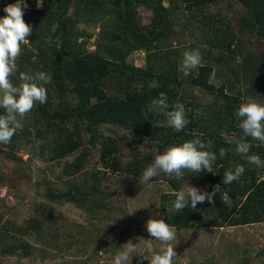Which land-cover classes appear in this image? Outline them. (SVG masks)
<instances>
[{"label": "trees", "instance_id": "16d2710c", "mask_svg": "<svg viewBox=\"0 0 264 264\" xmlns=\"http://www.w3.org/2000/svg\"><path fill=\"white\" fill-rule=\"evenodd\" d=\"M1 1L6 3L5 6L11 1L16 3V0ZM166 1L169 6L165 5ZM214 1L216 0H182V3L190 10H200V6ZM236 1L245 9L240 18V32H257L264 35V0ZM25 2L31 3V13L38 14L41 20H35L31 25L32 47L29 44L21 46L19 69L27 70L33 66L49 73L52 81L46 86H51L56 91V94L52 95L59 96L63 102L67 92L71 91L75 94L76 101L75 103L66 100L65 112L56 109L51 98H48L45 104L38 103L33 116L34 123L29 126L30 130L35 128L39 132H50L56 136L49 150L53 158L75 153L74 158L66 162L62 169L66 186L59 192L51 187L47 194L53 199L73 202L80 207L88 206L92 210L107 208L102 203V194L100 193V197L96 195L94 187H99L102 178L100 180L97 170L87 167L90 155L87 148L90 147H84L82 135L77 133V119L87 127L92 147L99 152L102 169L124 176L142 175L157 156L156 149L153 148H160L159 144H166L168 148L196 138H201L206 143L212 142V147L208 150L217 154V160L213 164L217 169L213 173L202 171L199 174L185 171L181 180L201 181L204 185L203 191L207 192H212L216 185H220L213 198L214 203L206 201L198 204L195 210L189 206L181 213H170L167 208L175 199L174 193L181 188L180 181L163 177L162 174L153 179L165 178L174 187L172 191L161 194L158 215V219L165 220L172 227L221 228L264 222V178H259L254 170L246 168L247 172L245 171L239 181L223 184L225 172L234 171L239 166H235L232 161L245 163L246 158L235 151L234 143H226L223 133L209 128L206 117H197L196 112L199 110L196 103L181 96L184 81L180 76V65L178 58L171 60L170 57V53H177L179 56L183 54L169 41L172 34L177 32L172 17L174 5L170 7L174 0H44L48 6L46 8H36L35 0ZM71 7L75 10L74 15L68 12ZM140 7L153 10L149 26H142L137 20ZM84 20L90 25L100 26L95 51L81 49L78 44V36H82V33L92 35L79 30L77 22ZM224 34L225 36L214 35L211 39L212 46L222 50L218 51V61L225 58V50L229 57H237V49L239 52L241 50L240 38L235 32L226 30ZM56 37L58 41L55 40ZM166 48L170 51L163 54ZM139 49L146 51L145 66L128 61L129 56ZM202 56L207 59L211 54ZM234 60L236 61V58ZM226 62L230 64L229 61ZM239 63L243 65L241 70L245 74L249 72L261 80L255 94L260 100H264V56L261 58L247 51ZM227 66L230 67L231 64ZM214 70L215 64L212 62L202 63L188 81L194 87L215 91L219 113L213 112L212 117L217 122L221 121V126L227 123V128L238 130L237 123L240 121L235 113L243 100L239 95L226 92L224 85H215ZM14 79L20 82L17 77ZM210 80L212 83H209ZM110 82L117 83L115 88L122 90L123 94L109 93L107 84ZM152 82H156L158 87L151 88ZM161 92L166 94L168 107L159 113L152 111L150 104L154 98H159ZM177 103L183 104L185 110L192 106L186 116L190 123L182 131L173 129L165 136L164 127H158L157 123L166 120L165 113L173 111ZM107 124L119 128L130 127L136 135L114 132L113 135H106L100 128ZM43 127L47 130H43ZM203 130H206L205 133H201ZM25 132L23 135L31 131ZM13 139H16L15 135ZM246 139L249 142L251 140L250 137ZM98 143L101 145L99 150ZM257 143L259 145H252L250 153L264 156V144ZM127 148H131L130 152ZM221 148L231 149L223 159L219 156ZM203 207L209 208L208 215L202 211ZM3 241L1 252L13 254L18 245L6 243V238ZM26 244L23 242L22 246L25 247Z\"/></svg>", "mask_w": 264, "mask_h": 264}, {"label": "rangeland", "instance_id": "374dc122", "mask_svg": "<svg viewBox=\"0 0 264 264\" xmlns=\"http://www.w3.org/2000/svg\"><path fill=\"white\" fill-rule=\"evenodd\" d=\"M26 3L28 7L24 9L23 18L31 26L35 20H41V17L31 13V3ZM9 4H13L12 1ZM5 5L6 3L0 0V18L6 15L3 11ZM34 5L38 8L36 0ZM165 5L169 6V2L166 1ZM172 6L174 11L172 17L177 29L169 40L173 42V46L183 54L195 49H198L202 55L211 54L207 59L203 58L202 63L210 61L215 64L213 81L217 87L224 85L226 92L239 95L241 99L243 98V102L251 98L264 104V100H260L255 94L256 89L261 85V80L249 72L245 74L241 70L243 65L239 63L247 51L261 58L264 56V35L257 32H240V18L245 9L236 0H216L200 6V10H190L183 5L182 0H174L170 7ZM46 7L48 6L43 0L39 8ZM68 12L74 15L75 10L71 7ZM152 16L153 10L150 8L140 7L137 11V20L142 26H149ZM77 23L80 31L92 34L82 33V36H78L80 48L95 51L100 26L90 25L86 20ZM226 30L235 32L240 38L241 50L239 52L232 44L237 49V53L235 52L237 57H229L225 50L223 51L225 58L218 61L217 57H220L218 51L222 52V50L212 46L211 39L214 35L225 36ZM26 39L29 40L26 45L31 46L30 36ZM55 40L58 41V37ZM165 51L163 54L170 50L166 48ZM170 54L171 60L178 58V64H182L183 54L181 56L177 53ZM20 58L21 55L17 59V65ZM226 60L230 62V67L227 66L230 64H227ZM128 61L140 66L147 65L146 51L141 49L134 51ZM18 70L17 75L19 72H24L34 76L42 72L41 69L33 66L26 70L19 69L18 65ZM196 70L198 68L192 70L188 76L180 71L181 79L184 81L181 96L197 104L199 110L196 112L197 117H206L210 129L223 133L228 138H240L243 133L239 123H237L238 130H234L227 128L229 126L227 123L221 126V121L217 122L212 117L213 112L219 113L216 92L194 87L189 83V78L196 73ZM14 78H12L13 83L19 84L20 82H16ZM116 84L112 82L107 84L109 93L123 94L122 90L115 88ZM46 88L47 96L52 99V105L56 109L65 112L66 100L76 103L75 94L71 91L67 92L66 100L62 102L59 96L52 95L56 94L53 87L46 86ZM37 105L23 119L22 129L15 133L16 139L12 137L8 144H0V264H113L116 254L122 251L128 242L136 245L139 254L150 255L146 244L152 237L146 230V223L149 219H158L160 196L162 193L172 191L174 187L165 178L152 180L149 186L140 182L142 175L124 176L121 173L103 170L99 152L92 147L87 127L75 119L77 133L82 135L84 147H90L87 148L90 153L87 167L90 170H97L100 180L102 178L100 184L96 183L99 187L96 185L94 187L96 195L100 197V193L102 194L104 197L102 203L107 208L92 210L88 206L80 207L73 202L53 199L47 192L51 187L59 192L66 186L62 169L66 162L74 158L75 153L53 158L49 150L56 136L50 132H39L35 128L30 130L29 126L34 123L33 116ZM191 107L188 106L185 110V116L188 115ZM158 112L162 113L163 110ZM2 114L3 110L0 109V115ZM42 129L47 130L44 127ZM164 129L165 136L173 130L172 127H164ZM100 130L106 135H113V132L121 135H136L130 127L119 128L107 124ZM25 131L31 132L23 135ZM257 142L250 140L252 145H259ZM159 145L160 148H153L156 149L155 155L162 154L167 149L166 144ZM130 149L127 148V151L130 152ZM127 151L125 153H128ZM256 155L264 161L263 155ZM127 158L126 154L125 159ZM232 162L235 166L242 165L245 169H252L259 178H264V167L248 163L247 160L245 163ZM216 169L213 166V171ZM177 181H180L181 187L190 184L201 191L204 189L201 181L190 179ZM202 211L208 215L209 208L203 207ZM174 228L177 235V240L171 242L177 253L174 264H264V222L221 228L196 226ZM5 238L6 243H12V246L15 243L18 245L13 254L1 252ZM23 242L27 243L25 247L22 246ZM150 242L158 252L166 247L155 240ZM132 264H149V261L134 255Z\"/></svg>", "mask_w": 264, "mask_h": 264}, {"label": "clouds", "instance_id": "9594fccd", "mask_svg": "<svg viewBox=\"0 0 264 264\" xmlns=\"http://www.w3.org/2000/svg\"><path fill=\"white\" fill-rule=\"evenodd\" d=\"M39 8L43 0H36ZM28 7L25 0H16V3L7 5L3 11L5 16L0 18V144H8L17 130L22 129L23 119L39 104L47 102V88L52 77L49 73L38 72L34 76L19 72L17 59L21 55L22 45L29 43L26 37L32 34V27L23 18L24 9ZM202 54L198 49L186 51L183 54V61L179 70L188 76L192 70L202 66ZM17 77L19 84H14L12 78ZM209 83H212L210 80ZM151 88L158 87L156 82L150 84ZM243 99V98H242ZM168 107L166 94L161 92L159 98L151 101L152 111H160ZM236 117L240 121L239 128L243 135L239 139L228 138V144H235V151L246 158L248 163L258 167H264V161L259 155L249 154L253 141L264 144V104L248 98L240 104L236 110ZM167 119L159 121L158 127H172L176 131H182L190 121L186 119L183 104L174 105V110L165 113ZM147 116V113H145ZM201 136L203 134H200ZM101 145L97 144L99 150ZM212 142H204L201 138L183 142L179 145L170 146L162 154L155 157L152 164L147 166L140 177V182L150 186V181L161 176V174L181 180L185 171L199 174L202 171L213 173V164L217 160V154L210 151ZM231 149L221 148L220 158H225ZM245 172V168L237 166L234 171L230 170L223 175V184H231L239 181ZM220 185H216L212 192L201 191V189L184 185L175 192V199L172 201L167 211L173 214L181 213L185 208L191 207L193 210L198 204L214 203V197ZM146 230L152 237L147 244V251L150 255L145 256L138 253L137 247L132 242H128L123 250L118 252L113 264H132L134 255H139L142 260H148L149 264H174L177 256L174 245L171 242L177 240L176 230L162 219H149L146 223ZM155 240L161 245H166L158 252L156 247L150 242Z\"/></svg>", "mask_w": 264, "mask_h": 264}]
</instances>
